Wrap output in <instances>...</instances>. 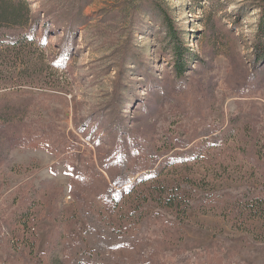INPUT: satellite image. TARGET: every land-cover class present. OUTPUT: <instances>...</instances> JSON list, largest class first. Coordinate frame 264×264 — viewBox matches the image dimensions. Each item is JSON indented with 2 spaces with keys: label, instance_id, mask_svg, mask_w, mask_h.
Returning a JSON list of instances; mask_svg holds the SVG:
<instances>
[{
  "label": "rangeland",
  "instance_id": "rangeland-1",
  "mask_svg": "<svg viewBox=\"0 0 264 264\" xmlns=\"http://www.w3.org/2000/svg\"><path fill=\"white\" fill-rule=\"evenodd\" d=\"M11 1L38 25H0L37 41L0 51V264H264L260 0Z\"/></svg>",
  "mask_w": 264,
  "mask_h": 264
},
{
  "label": "trees",
  "instance_id": "trees-1",
  "mask_svg": "<svg viewBox=\"0 0 264 264\" xmlns=\"http://www.w3.org/2000/svg\"><path fill=\"white\" fill-rule=\"evenodd\" d=\"M260 5L264 9V0H260ZM154 13L159 15L162 21V26L164 27L165 34H166V40L168 41V44H172L173 50L172 55L174 59V67L173 72L177 79H180L182 76H184L187 66L189 65V58L188 55H191V53H186L185 50H182V48L178 45L179 40V33H177L174 30L173 23L168 19L167 14L164 12V10L158 5L153 4L152 6ZM29 21H33L32 18L29 15L28 9L26 5L21 1L17 3H13L11 0H0V25H5L7 27H10L11 29L14 28H21L26 27ZM33 22H35L34 27L38 25V20L35 19ZM10 29V30H11ZM26 35V34H25ZM17 36V39L10 40L9 35L7 36H1L0 37V51L5 49L10 51H14L17 53V55H22V53L29 48H32V46L37 42L34 37L29 38L28 36ZM14 39V38H12ZM118 54L121 55V58L119 60L118 64V72L121 68L124 67V63L127 62L128 55H131L128 46L122 47L120 50H118ZM11 53V52H10ZM126 74V73H123ZM122 74L118 76V80L122 81ZM129 190V189H127ZM125 190L122 195L127 191ZM262 193H264V190H262ZM113 199V197H112ZM167 201L176 202L174 198H170ZM251 202H253L254 205L259 209L258 213L260 214V217L264 220V198L260 199V197H256L255 199H251ZM255 202V203H254ZM153 256V252H151Z\"/></svg>",
  "mask_w": 264,
  "mask_h": 264
}]
</instances>
